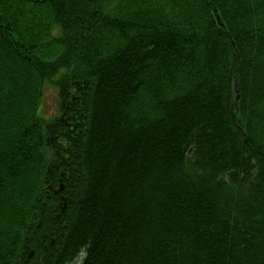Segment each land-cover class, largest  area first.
<instances>
[{
    "label": "trees",
    "instance_id": "1",
    "mask_svg": "<svg viewBox=\"0 0 264 264\" xmlns=\"http://www.w3.org/2000/svg\"><path fill=\"white\" fill-rule=\"evenodd\" d=\"M76 261L264 264V0H0V264Z\"/></svg>",
    "mask_w": 264,
    "mask_h": 264
},
{
    "label": "rangeland",
    "instance_id": "2",
    "mask_svg": "<svg viewBox=\"0 0 264 264\" xmlns=\"http://www.w3.org/2000/svg\"><path fill=\"white\" fill-rule=\"evenodd\" d=\"M57 109V93L52 86H45L44 97L41 105V114L46 118H50L56 114Z\"/></svg>",
    "mask_w": 264,
    "mask_h": 264
},
{
    "label": "water",
    "instance_id": "3",
    "mask_svg": "<svg viewBox=\"0 0 264 264\" xmlns=\"http://www.w3.org/2000/svg\"><path fill=\"white\" fill-rule=\"evenodd\" d=\"M62 187H63V186H61V185H60V188H59V190H58V191H61V190L63 189Z\"/></svg>",
    "mask_w": 264,
    "mask_h": 264
}]
</instances>
